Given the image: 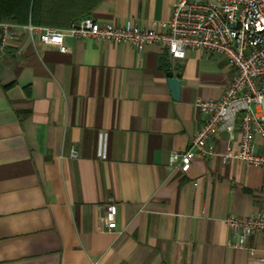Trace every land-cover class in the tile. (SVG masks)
Returning a JSON list of instances; mask_svg holds the SVG:
<instances>
[{
    "label": "crops",
    "instance_id": "crops-1",
    "mask_svg": "<svg viewBox=\"0 0 264 264\" xmlns=\"http://www.w3.org/2000/svg\"><path fill=\"white\" fill-rule=\"evenodd\" d=\"M177 1L102 0L90 17L163 30ZM17 32L0 55V264L264 259V233L229 246L237 239L229 217L264 214V169L223 160L240 134L214 136L215 154L195 156L185 175L169 160L200 126L196 102L228 87L224 58L187 51L175 61L157 45L139 52L90 38H67L63 54L32 42L22 26ZM169 72L179 76V100ZM254 142L264 154V139ZM110 199L117 228L99 232Z\"/></svg>",
    "mask_w": 264,
    "mask_h": 264
},
{
    "label": "built area",
    "instance_id": "built-area-1",
    "mask_svg": "<svg viewBox=\"0 0 264 264\" xmlns=\"http://www.w3.org/2000/svg\"><path fill=\"white\" fill-rule=\"evenodd\" d=\"M17 25L0 24V55H8V47L16 39ZM32 42L54 47L60 53L70 52L66 39H93L96 43L131 45L142 52L148 45L167 50L171 59L183 61L187 51H203L227 61L233 75L218 100H198L201 123L186 152H174L170 163L179 173L189 172L197 155L212 157L214 146L209 141L222 132L240 134L238 150H228L225 162L237 160L264 169V154L255 152L254 139H264V0H178L171 19L160 30L144 29L132 22L124 25L101 24L87 17L70 29L22 26ZM21 55V52L17 53ZM75 157V153H72ZM99 232H113L117 228V206L110 199ZM236 240L233 248L245 247L254 233H264V214L249 217L231 216L226 221ZM249 264H264V259Z\"/></svg>",
    "mask_w": 264,
    "mask_h": 264
},
{
    "label": "trees",
    "instance_id": "trees-1",
    "mask_svg": "<svg viewBox=\"0 0 264 264\" xmlns=\"http://www.w3.org/2000/svg\"><path fill=\"white\" fill-rule=\"evenodd\" d=\"M102 0H0V24L70 29Z\"/></svg>",
    "mask_w": 264,
    "mask_h": 264
},
{
    "label": "water",
    "instance_id": "water-1",
    "mask_svg": "<svg viewBox=\"0 0 264 264\" xmlns=\"http://www.w3.org/2000/svg\"><path fill=\"white\" fill-rule=\"evenodd\" d=\"M167 77L173 98L175 100H179L181 95V82L179 80V76L178 75L174 76L173 72H169L167 74Z\"/></svg>",
    "mask_w": 264,
    "mask_h": 264
}]
</instances>
